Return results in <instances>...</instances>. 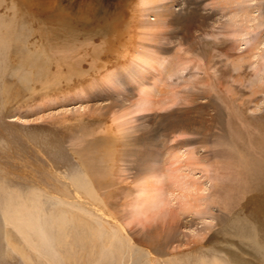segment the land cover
Segmentation results:
<instances>
[{"label":"rangeland","instance_id":"obj_1","mask_svg":"<svg viewBox=\"0 0 264 264\" xmlns=\"http://www.w3.org/2000/svg\"><path fill=\"white\" fill-rule=\"evenodd\" d=\"M0 40V264H264V0H0Z\"/></svg>","mask_w":264,"mask_h":264},{"label":"bare ground","instance_id":"obj_2","mask_svg":"<svg viewBox=\"0 0 264 264\" xmlns=\"http://www.w3.org/2000/svg\"><path fill=\"white\" fill-rule=\"evenodd\" d=\"M166 7V6H165ZM166 12V11H165ZM165 14V13H164ZM158 23H162V19L159 17V19H158ZM3 39H4V37H3ZM2 40V39H1ZM0 40V41H1ZM29 58H31V56L29 57ZM133 59V58H132ZM43 71H45V68H42V69H40L39 71H37L36 73L37 74H40V73H42ZM37 76V75H36ZM35 75H32L31 77L33 78V79H38L37 77H36ZM29 77V76H28ZM59 87V86H58ZM187 126H189L190 127V124L189 123H182L181 121H180V123H178V124H175V125H173V127H174V129H173V127H171V130H174V131H172L173 133L176 131V132H180V131H182V132H184L185 130H179V131H177V129H179L180 127L182 128V129H185V128H188ZM179 127V128H178ZM125 133V132H124ZM172 135V134H171ZM140 140V139H139ZM169 140V139H168ZM185 141H183V142H177L175 145H172V151H174V150H176V149H178V148H180V145H182L183 143H184ZM187 143V142H186ZM185 145V144H184ZM177 151V150H176ZM175 151V152H176ZM149 154V153H148ZM93 159V164H88V165H92V166H90L91 168H90V170L89 171H85L84 169V173H83V176H84V178L83 179H81V181H82V183L80 182V184H82V186H83V190H85L86 188V190H85V194H87L89 197H93V198H95L96 196L98 197V195H97V187H96V185L98 186V183H97V181H96V179H94V178H92V175H93V172H95V168L97 167V158L96 157H94V158H92ZM87 162V161H86ZM81 164V163H80ZM83 165V164H82ZM87 166V165H86ZM95 169V170H94ZM95 173H98V172H95ZM94 173V174H95ZM91 174V175H90ZM99 175V174H98ZM95 177V176H94ZM177 179V178H176ZM174 180V179H173ZM78 181H80V180H78ZM254 181H255V186H262V191H263V193H261L260 194V196H258V202H257V206H256V213L257 214H260V215H263L264 214V170L262 171V173H261V175H259V174H257L256 175V177H255V179H254ZM177 183V182H176ZM96 184V185H95ZM142 184V183H141ZM150 184V183H149ZM149 184H146V183H144L143 182V186L141 187L142 188V190H141V192H142V196H143V198H142V201L144 202V203H148L147 201L148 200H146V199H149L150 198V200H149V205L151 204V205H155V203H156V200H157V198L158 199H160L159 198V196L161 195L160 194V191L159 192H157V191H154V187H151V185H149ZM176 185V184H175ZM178 187H179V183H178ZM177 187V188H178ZM194 187V186H193ZM180 188V187H179ZM185 188H190V186L187 184V185H183V189H185ZM261 188V187H260ZM154 191V192H153ZM190 192H191V194H193L192 193V190H190ZM165 194V193H164ZM168 194H173L172 192L171 193H168ZM167 194V195H168ZM196 194H198V193H196ZM144 196H147V197H144ZM175 196V195H174ZM190 196V195H189ZM170 197V196H169ZM194 197H191L190 199H193ZM98 199V198H97ZM162 199V198H161ZM165 200H166V198H164ZM164 200V201H165ZM167 200H168V198H167ZM199 200V196H197L196 198H195V202H197ZM146 201V202H145ZM98 202V201H97ZM195 202H193V203H188V202H186V203H184V207L186 208V210H183V211H193V208H194V211L195 210H197L198 208H197V205H195L194 203ZM157 204V203H156ZM3 206H2V214H4V220H5V222L7 221L8 222V224L10 223H12V224H14L15 225V229L21 234V236H22V240H23V242H25V243H30L31 241H32V243H33V245L34 246H36L37 245V243H39L40 244V235H38V237H33L34 239H31L30 240V237H29V235L27 234V233H25V231L23 230V228H24V225H27V223H29L28 222V220H26L25 219V217H23V216H25V212L24 211H27L28 210V208L29 207H27L26 205H25V202L24 201H22V203H19L18 205H15V204H11V203H8V202H6V203H4V204H2ZM20 205V206H19ZM157 206V205H156ZM144 207V206H143ZM158 207V206H157ZM200 207V206H199ZM195 208H197V209H195ZM156 209V208H155ZM24 212V213H23ZM27 214V213H26ZM3 216V215H2ZM73 217V216H72ZM71 217V218H72ZM62 219V218H61ZM68 220V219H67ZM72 220V219H71ZM14 222V223H13ZM58 223H61V220H60V222H58ZM3 226H4V222H3V224H2ZM2 226V227H3ZM41 227V226H40ZM61 226H59V228H60ZM97 230H98V228H95L93 231H92V233L93 234H95L96 232H97ZM114 230H115V234H111V236H110V234H108L109 236H107L106 238H107V241H109V239H111V238H114V237H116L117 235H119L116 231L118 230V228H114ZM250 230H252V232H249V234L250 235H248V236H251V240H252V243H253V245L255 246V248L256 249H259L261 252H262V247H261V245H259V239H258V237H257V231L255 230V229H250ZM41 231H42V233L43 234H45V231H44V228L43 227H41ZM92 235V234H91ZM114 236V237H113ZM96 238V237H95ZM118 238V237H117ZM250 238V237H249ZM127 239V238H126ZM95 240V239H94ZM94 240H92L91 242L93 243L94 242ZM42 241V240H41ZM128 241H130V240H128ZM51 242V241H50ZM3 243L4 244H6V245H10L11 246V248L12 249H14V250H17V251H19L20 252V254H22V255H24L25 253H24V251L23 250H21V248L19 249V247H21L22 245H20L19 247H18V242H14L13 241V239L10 237V235H6V234H3V232L0 230V246L1 245H3ZM32 243H30V244H32ZM33 247V246H32ZM26 248V247H25ZM40 248V247H39ZM39 250V249H38ZM21 255V256H22ZM25 258V257H24ZM0 260H2L1 258H0ZM216 262V261H215ZM220 264V263H219Z\"/></svg>","mask_w":264,"mask_h":264}]
</instances>
